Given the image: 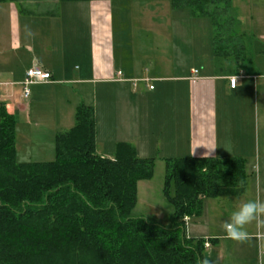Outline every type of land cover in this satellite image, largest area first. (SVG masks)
Wrapping results in <instances>:
<instances>
[{"label":"crops","instance_id":"0c3cea01","mask_svg":"<svg viewBox=\"0 0 264 264\" xmlns=\"http://www.w3.org/2000/svg\"><path fill=\"white\" fill-rule=\"evenodd\" d=\"M163 1L147 0L148 10L140 12L147 22L137 21L139 28L129 23L132 14L115 16L110 0L68 1L87 3L75 6L47 1L39 10L0 2V102L17 118V158L53 160L56 135L74 126L79 105L89 104L97 146L110 141L114 147L103 156L113 157L116 144L126 141L139 153L145 147L140 157L150 158L151 141H161L169 147L166 158L191 155L200 143L216 146L212 157L245 158L252 180L244 193L224 197L231 216L249 191L252 200L264 201V72L255 60L253 71L223 74L214 57L194 61L197 36L193 41V30L187 32L199 18L189 7ZM33 67L48 71L50 81L31 84L25 98L22 83ZM234 76L236 88L230 84ZM181 145L184 154L176 149ZM206 151L199 146L191 156ZM247 226L249 238L264 240V229L251 232ZM218 236L192 237L217 242ZM206 244L212 264V242ZM222 253H216L219 262Z\"/></svg>","mask_w":264,"mask_h":264},{"label":"trees","instance_id":"16d2710c","mask_svg":"<svg viewBox=\"0 0 264 264\" xmlns=\"http://www.w3.org/2000/svg\"><path fill=\"white\" fill-rule=\"evenodd\" d=\"M7 1L14 0H0ZM15 1L39 10L47 1L90 0ZM228 2L172 0V6L212 18L218 73L253 71L254 40L239 33ZM16 124L0 102V264H197L216 238L189 236L187 222L202 216L207 198L237 196L248 185L245 158H167L164 192L173 214L163 225L131 215L138 182L153 177L154 159L138 156L126 141L113 157L101 155L92 105H79L74 126L56 135L50 161H18Z\"/></svg>","mask_w":264,"mask_h":264},{"label":"rangeland","instance_id":"374dc122","mask_svg":"<svg viewBox=\"0 0 264 264\" xmlns=\"http://www.w3.org/2000/svg\"><path fill=\"white\" fill-rule=\"evenodd\" d=\"M110 1L112 3V11L114 12L115 16L121 15L120 12H123L128 16H131L132 14L131 19L129 18V23L131 24L133 21V26H135V23L137 21L142 22L143 19L145 22H147L146 18H141L140 16L142 15L140 14V12L148 10L149 8L147 0ZM171 1L172 0H166L163 1V3L166 2L167 4ZM228 1V3H231L234 6V9L237 13V15L235 14L237 17V23L238 21L241 22V29L239 33L247 34L248 41H250V38L254 40V50L252 51V57L256 61V68H259L261 72H264V0ZM12 2L16 3L15 1ZM68 4L74 6L87 5L86 2H62L63 6ZM66 9H68V6ZM181 11H183V9H181ZM195 17H198L199 20H194L191 27L192 29H190L187 34L189 35L190 31L193 30V41L196 40L195 37L197 36L198 57L193 58V60L196 62L204 63L208 62V60L210 61V57H214L215 44L213 25L211 24L212 26L208 27L207 23L208 21L209 23H211L212 18L207 16H200L196 13ZM196 23L199 25V28H197ZM138 25L139 24H137L135 27L139 28L140 26ZM174 27H176V25H174ZM205 29H209L210 31L208 32ZM243 42L245 41L239 37L238 49H240L239 46L243 45ZM183 97L185 99V95H183ZM134 102L137 105L142 104L141 101H138L136 99H134ZM110 139L111 138L109 136V140ZM151 142L152 146L148 148V150H150V158L154 159V174L152 178L147 180H140L138 182L137 201L135 206L131 210V215L135 217L144 216L152 221L167 225L169 224L171 215L173 214V206L169 202L164 192L167 159L166 154L169 147L161 146V141ZM97 147L99 153L102 152L105 154H110L108 153L109 150H112V148H114L110 146V141L104 144H102V141H100ZM139 147L140 153L138 152V156L141 155V150H144L145 148L143 146ZM183 147L184 145L177 146L176 149L180 150V152L182 153L184 151ZM251 180L252 179H250L249 182ZM249 192L250 194L247 195V201L252 200L253 197L252 192ZM170 194H174L173 183L170 185ZM224 200V197L207 198L205 200L204 212L202 216H200L201 218L192 219L187 222V233L191 236H198L199 232H204V234H211L212 232L213 234L219 235L217 242H212L211 249L214 256L212 259V264H264V240L258 238V236H256L255 238H248L243 243L224 239L223 234L225 233V231L223 225L230 218V215L226 213ZM247 229L251 232L253 230L257 231L258 229L256 226V222L248 224ZM220 250L222 252L224 251V254L222 253V258H220L221 263L216 258V253ZM204 253L208 254L209 252L207 249H205Z\"/></svg>","mask_w":264,"mask_h":264},{"label":"clouds","instance_id":"9594fccd","mask_svg":"<svg viewBox=\"0 0 264 264\" xmlns=\"http://www.w3.org/2000/svg\"><path fill=\"white\" fill-rule=\"evenodd\" d=\"M234 83L233 87L236 88L237 77H233ZM203 146L207 149L203 153V159H210L212 157V152L215 150L216 146H209L205 143H200L192 148L191 155H195V150L197 147ZM253 221L256 222L258 229H264V201L250 200L239 205V207L232 212L229 220H227L223 227L225 231V238L233 241L243 243L249 238V234L246 231V226ZM197 264H210L207 257L197 261Z\"/></svg>","mask_w":264,"mask_h":264},{"label":"built area","instance_id":"2783aa9c","mask_svg":"<svg viewBox=\"0 0 264 264\" xmlns=\"http://www.w3.org/2000/svg\"><path fill=\"white\" fill-rule=\"evenodd\" d=\"M197 72V71H196ZM51 74L40 68H30L26 72V78L23 81V95L28 98L31 92L30 85L34 83H42L50 81ZM147 81V80H146ZM136 82V81H135ZM234 80L231 78L230 84L233 87ZM236 83V81H235ZM153 88V86H151ZM208 246V244H206Z\"/></svg>","mask_w":264,"mask_h":264}]
</instances>
